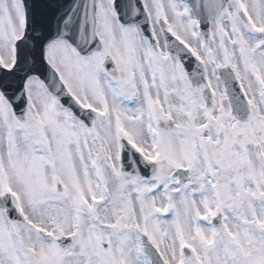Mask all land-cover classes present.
<instances>
[{
	"label": "snow or ice",
	"instance_id": "obj_1",
	"mask_svg": "<svg viewBox=\"0 0 264 264\" xmlns=\"http://www.w3.org/2000/svg\"><path fill=\"white\" fill-rule=\"evenodd\" d=\"M0 264H264V0H0Z\"/></svg>",
	"mask_w": 264,
	"mask_h": 264
}]
</instances>
